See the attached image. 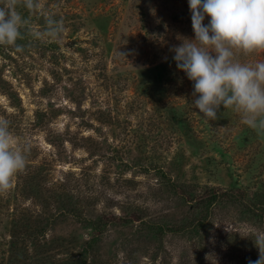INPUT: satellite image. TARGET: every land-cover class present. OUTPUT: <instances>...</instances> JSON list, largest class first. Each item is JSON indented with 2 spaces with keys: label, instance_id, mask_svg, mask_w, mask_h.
I'll list each match as a JSON object with an SVG mask.
<instances>
[{
  "label": "rangeland",
  "instance_id": "374dc122",
  "mask_svg": "<svg viewBox=\"0 0 264 264\" xmlns=\"http://www.w3.org/2000/svg\"><path fill=\"white\" fill-rule=\"evenodd\" d=\"M41 3L17 6L23 51L0 46V117L27 158L0 194V264L256 261L264 135L195 109L172 51L195 38L188 0ZM49 15L61 39H33Z\"/></svg>",
  "mask_w": 264,
  "mask_h": 264
},
{
  "label": "clouds",
  "instance_id": "9594fccd",
  "mask_svg": "<svg viewBox=\"0 0 264 264\" xmlns=\"http://www.w3.org/2000/svg\"><path fill=\"white\" fill-rule=\"evenodd\" d=\"M188 3L195 38L184 39L172 51L177 68L193 82L195 109L208 121L219 119L221 107L231 109L240 115L243 124L264 135V62L247 65L234 58L235 52H264V0ZM18 5L37 12L42 10V3L0 0V46L22 52L17 40L24 38L21 28L27 21L17 11ZM206 17L210 20L205 25ZM45 21L42 31L28 29L29 34L41 41H59L65 31L63 21L51 15ZM26 167V155L10 132L9 121L0 117V194L12 190L16 176ZM254 243L259 258L248 264H264V235H257Z\"/></svg>",
  "mask_w": 264,
  "mask_h": 264
},
{
  "label": "trees",
  "instance_id": "16d2710c",
  "mask_svg": "<svg viewBox=\"0 0 264 264\" xmlns=\"http://www.w3.org/2000/svg\"><path fill=\"white\" fill-rule=\"evenodd\" d=\"M218 198H220V197H218L216 194H213V195L211 196L210 203H214L215 201L218 200ZM261 215H262V214H261Z\"/></svg>",
  "mask_w": 264,
  "mask_h": 264
}]
</instances>
